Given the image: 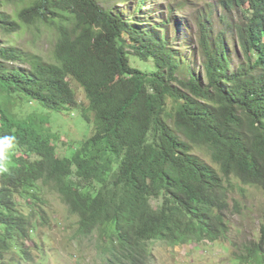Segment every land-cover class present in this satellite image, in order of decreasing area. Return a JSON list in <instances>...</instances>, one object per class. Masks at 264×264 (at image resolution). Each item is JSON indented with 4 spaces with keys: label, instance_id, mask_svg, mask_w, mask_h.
<instances>
[{
    "label": "trees",
    "instance_id": "1",
    "mask_svg": "<svg viewBox=\"0 0 264 264\" xmlns=\"http://www.w3.org/2000/svg\"><path fill=\"white\" fill-rule=\"evenodd\" d=\"M144 3L138 7L148 11ZM207 3L194 30L172 7L159 18L110 0H0V9L16 8L0 10V29L44 27L56 37L52 59L0 44V136L34 142L30 104L60 107L67 95L51 99L56 87H69V76L86 89L98 125L73 159H41L24 202L14 200L15 184L2 176L0 264L30 258L26 240L53 221L51 189L60 192L70 215L64 218L77 217L74 238L86 240L101 264H150L157 240L230 239L225 213L244 216L248 208L237 186L243 196L246 187L264 192V91L257 88L264 86V0ZM131 56L154 65L134 67ZM196 147L211 151L220 171L187 162L199 159ZM84 159L76 178L72 167ZM107 164L110 184L102 177ZM262 218L259 241L231 247L235 264H264ZM238 230L244 233L241 224Z\"/></svg>",
    "mask_w": 264,
    "mask_h": 264
},
{
    "label": "rangeland",
    "instance_id": "2",
    "mask_svg": "<svg viewBox=\"0 0 264 264\" xmlns=\"http://www.w3.org/2000/svg\"><path fill=\"white\" fill-rule=\"evenodd\" d=\"M119 2L122 1L110 0V4L112 5H116ZM139 2L140 0H126L122 3L124 4L122 9L124 11L131 10L132 13H137L140 17L146 14H154L153 16L167 18L171 14L168 8L174 7L177 9L179 8V4H181V0H148L144 8L148 9V11H141L138 7ZM206 8L208 9V7ZM0 10L13 13L16 8L14 5H7ZM186 10H188V7ZM206 10L202 8L201 13H204ZM201 13L195 15V19ZM187 14L188 12H185L183 15ZM179 15L181 16V14ZM194 26L196 25L194 24ZM55 42L56 37L54 33L44 27L40 30L30 28L18 33H7L4 29H0L1 45L13 44L33 53L43 54L47 59H52ZM131 62L134 67L142 70H148L154 65L153 62H145L135 56H131ZM152 70H156V68ZM181 76H185V74L181 73ZM30 109L36 111L38 118L48 123L54 132L62 135L70 143L77 144L92 132V127L82 119L76 109H66L63 112L50 111L38 102L30 104ZM64 153L67 156H71L73 149L69 148ZM242 190L238 185L234 194L238 198H241L248 208H245V215L243 217H239L238 214L235 217H231L230 224L232 229L229 233L230 239H225L220 244L204 239L200 242L194 241L187 245L174 246L162 240L156 241L151 245L152 255L150 264H235L236 261L230 257L232 252L231 247L234 250H240L243 241H259L260 228L263 221L262 216L264 213V192L255 187H246L245 193L247 194L243 196ZM53 206L54 211L57 213L53 215L54 222L51 226L41 230V235L37 240L39 242L38 244H44L46 263L101 264L100 255L88 245L86 240L79 241L74 238L77 217L71 216L68 219L64 218L68 214L58 198L54 199ZM239 224L242 225L244 233L241 234L238 230L237 235H235ZM232 241H235L239 247L235 248L234 245L231 246L230 242ZM37 242H34L33 245L37 246ZM228 247H230V250ZM34 251H38V248H34ZM33 257H35V254ZM27 264L36 263L29 262Z\"/></svg>",
    "mask_w": 264,
    "mask_h": 264
},
{
    "label": "clouds",
    "instance_id": "3",
    "mask_svg": "<svg viewBox=\"0 0 264 264\" xmlns=\"http://www.w3.org/2000/svg\"><path fill=\"white\" fill-rule=\"evenodd\" d=\"M208 1L214 2V0H181L179 8L175 9L174 7H172L174 9V12L172 14L179 17L181 20L187 21V23L191 25L194 30H196L197 25L195 23V15L201 13L202 8L204 9L205 7H208ZM146 3H148V0H145L144 7H146ZM118 4H120V2ZM123 5L124 4L121 3L119 6ZM187 7L188 10H186ZM168 9L170 10V7ZM185 12H188V14L183 15ZM179 14H181V16ZM194 24L196 26H194ZM191 66H196L198 68V71L202 70L201 63L199 61H192ZM64 83H68L69 87L59 85V87H56V89L54 90L56 92L55 96L51 99V102H53L59 100L64 95H67L65 102L60 107H51L41 100L37 102L50 111L63 112L66 109H76L80 113L82 119L92 127V132L89 136L83 138L79 143H70V141H68L62 135L54 132L48 125V123L38 118V113L34 111V113L36 114L35 121H33V123L31 122L28 125L36 132V139L34 142L20 139L18 143L17 137L15 135L0 136V187L2 186V176L6 175L7 177H9L15 184L16 193L14 196V200L16 202H24L27 192L30 189L34 188V186L38 183L37 176L39 162L42 158L51 156L55 159H73L70 157H72L75 152H78L83 144L88 139L92 138L97 132L98 125L96 112L92 108L91 100L84 86L79 84L72 76L67 77L66 82ZM257 88L264 91V86ZM48 97H50V95ZM73 115H75V113H73ZM37 134H39L38 138ZM69 148L73 149V155L71 156H67L64 153L65 150ZM192 155L197 156L199 159L193 161L192 158L189 157L186 161L189 162L194 168H196L199 160H201L220 171L219 164L215 162L212 152L207 148L196 147L192 152ZM85 163H87L86 159L81 160L78 164L72 167L71 172L73 173V176H76V178L78 177L80 166ZM111 167V164H107L102 172L103 179H105L109 184L112 180V176L110 175ZM55 198H58L62 203L60 192H58L56 189H51L47 193L46 199H51L49 203V210L52 216L55 214L53 206V201ZM236 214V211H234V213L227 212L225 213L224 218L230 221L231 217H235ZM238 215L239 217H243V215ZM53 222L54 221H52L51 224L42 222L41 225L45 228L51 226ZM40 235L41 230L38 229L37 231L32 233V237H29L23 246L31 252L30 258L27 259V256L29 254L26 256L23 255L21 257L17 256V261L15 264H27L29 262H33L36 264H47L44 244H42L43 247L40 248V244H38L39 242H37ZM34 242H37V246L33 245ZM34 248H38V251H34ZM34 254L35 257H33ZM6 260L8 261L9 259Z\"/></svg>",
    "mask_w": 264,
    "mask_h": 264
}]
</instances>
